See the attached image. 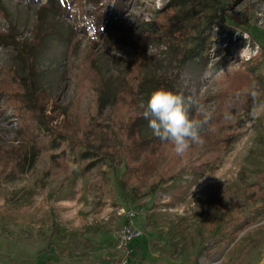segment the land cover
<instances>
[{
    "label": "rangeland",
    "instance_id": "374dc122",
    "mask_svg": "<svg viewBox=\"0 0 264 264\" xmlns=\"http://www.w3.org/2000/svg\"><path fill=\"white\" fill-rule=\"evenodd\" d=\"M171 2L0 0V34L33 46L34 85L54 108L51 134L16 114L10 74L26 81L27 68L0 42V264H139L137 247H115L127 210L140 264H264V198L237 212L229 197L264 172V45L249 31H264V0H207L199 54L186 52L189 27ZM161 87L212 113L182 156L167 142L137 149L155 137L142 112ZM26 131L38 151L19 172ZM79 143L94 146L87 157Z\"/></svg>",
    "mask_w": 264,
    "mask_h": 264
},
{
    "label": "trees",
    "instance_id": "16d2710c",
    "mask_svg": "<svg viewBox=\"0 0 264 264\" xmlns=\"http://www.w3.org/2000/svg\"><path fill=\"white\" fill-rule=\"evenodd\" d=\"M95 2V0H91ZM201 0H173V3L171 2L168 6L173 7V12L175 14L174 17H178L179 14H184L182 16V20H186L189 28H187V32L189 31V43L192 45V47L186 51L187 53L193 54V51L197 54H199L202 49L204 44H206V39L207 35L204 34V29L207 26V17L208 18H213L212 15L208 14H203L201 17V13H203L210 5L207 0L204 2H201ZM180 19V18H177ZM182 21V22H183ZM184 27V26H181ZM251 35H253L255 38L260 40V43H262L261 39L259 37H264L262 36V31L261 29L257 27H253V31L249 30ZM187 32L184 33V35L188 39ZM0 42L6 43L9 46L14 47L19 51L21 56L23 57V60L26 64L27 68V74H26V81L21 80L18 78L15 74H10L11 78V83H12V88L8 90L11 103L14 107V110L16 114L18 115H23V114H29L32 119L37 123L38 128L40 130L45 131L47 134L53 133V128L48 127L45 124V118L47 115H49L52 111H54V108H51L50 111L47 109V102H43L41 98L39 97L40 95V89H38L34 85V78H35V70H34V48L32 45L29 47L24 44L22 40L19 38L10 35V34H0ZM185 52V53H186ZM185 56V55H184ZM139 58V56H138ZM127 84V83H126ZM125 88V87H124ZM97 99L96 103L98 105V108L102 110V101L100 99V89L97 91ZM254 104L249 105L246 109H250ZM224 113L223 115H225ZM135 120V119H134ZM25 133L24 129L21 128L20 132L21 134ZM27 141L30 144V151L22 154L20 153L17 158L15 159L14 166L17 167V169L20 172V167H22V163L24 162H32L35 160L37 156V151H38V143H37V138L32 137L31 134L27 133ZM237 135L235 133L229 134L228 137L224 138L222 141V144L229 145ZM139 138V136H138ZM137 136H134L132 141L136 143L138 140ZM162 144V141L154 137L150 140L147 141H142L140 142V139L138 140L137 144V149L139 153L143 154L146 153L151 147H156L157 145ZM80 146H82L85 150L84 151V156L87 157V153L91 151L94 146H91V144H84V143H79ZM20 166V167H19ZM19 167V168H18ZM12 173V172H11ZM12 175V174H11ZM14 175L11 176V178ZM230 199L233 200V203L235 204L234 206L236 207V211L238 212H244L247 207L255 203L256 200L264 198V172H261L257 175V180L255 183L252 184L251 187H248L243 190L242 193H239V191L234 192L229 195ZM221 202L217 203L216 206H220ZM140 237V236H139ZM137 238V237H136ZM135 239V238H134ZM134 239L129 243V249H135L136 247V253L134 254L137 258H139V264L143 261V257H140L139 252H141L137 244L134 243ZM133 256V254H132ZM134 257V256H133ZM138 260H134L135 263H137Z\"/></svg>",
    "mask_w": 264,
    "mask_h": 264
},
{
    "label": "clouds",
    "instance_id": "9594fccd",
    "mask_svg": "<svg viewBox=\"0 0 264 264\" xmlns=\"http://www.w3.org/2000/svg\"><path fill=\"white\" fill-rule=\"evenodd\" d=\"M249 95L253 101L261 97L257 82L250 86ZM142 116L148 121L153 135L171 144L175 153L182 156L192 145L203 143L201 134L212 113L196 98L161 87L150 94ZM225 118L230 115L226 113Z\"/></svg>",
    "mask_w": 264,
    "mask_h": 264
},
{
    "label": "built area",
    "instance_id": "2783aa9c",
    "mask_svg": "<svg viewBox=\"0 0 264 264\" xmlns=\"http://www.w3.org/2000/svg\"><path fill=\"white\" fill-rule=\"evenodd\" d=\"M123 212H125L123 210ZM136 213L133 210L126 211V221L122 224L116 240L115 247L120 252L128 253L129 243L136 237H139L142 231L134 224ZM127 259H122V264H126Z\"/></svg>",
    "mask_w": 264,
    "mask_h": 264
}]
</instances>
